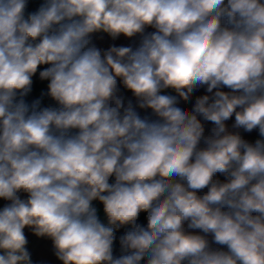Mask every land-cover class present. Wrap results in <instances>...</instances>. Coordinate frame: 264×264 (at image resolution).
I'll return each instance as SVG.
<instances>
[{"label": "clouds", "instance_id": "1", "mask_svg": "<svg viewBox=\"0 0 264 264\" xmlns=\"http://www.w3.org/2000/svg\"><path fill=\"white\" fill-rule=\"evenodd\" d=\"M28 233L264 264V0H0V264H48Z\"/></svg>", "mask_w": 264, "mask_h": 264}, {"label": "crops", "instance_id": "2", "mask_svg": "<svg viewBox=\"0 0 264 264\" xmlns=\"http://www.w3.org/2000/svg\"><path fill=\"white\" fill-rule=\"evenodd\" d=\"M117 43L127 45L129 42L123 37H121V39ZM128 95H130V93H128ZM28 235L30 241L29 247L34 254V259L46 261L48 262V264H59V262L56 261L55 257L52 254L50 241L37 238L31 235V233H28Z\"/></svg>", "mask_w": 264, "mask_h": 264}, {"label": "trees", "instance_id": "3", "mask_svg": "<svg viewBox=\"0 0 264 264\" xmlns=\"http://www.w3.org/2000/svg\"><path fill=\"white\" fill-rule=\"evenodd\" d=\"M44 87H46L45 84L38 85V89H39V88H44ZM49 103H50V101H49Z\"/></svg>", "mask_w": 264, "mask_h": 264}]
</instances>
